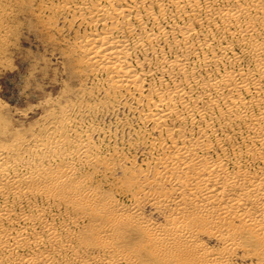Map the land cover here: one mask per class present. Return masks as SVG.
Listing matches in <instances>:
<instances>
[{
    "label": "bare ground",
    "instance_id": "6f19581e",
    "mask_svg": "<svg viewBox=\"0 0 264 264\" xmlns=\"http://www.w3.org/2000/svg\"><path fill=\"white\" fill-rule=\"evenodd\" d=\"M146 1L77 0L76 9L82 15L91 14V22L100 23L104 29L101 33L80 39L76 48L86 57L85 62L91 71L107 74L106 92L109 94L123 88L126 92L132 89L143 91L145 72L133 63L132 51L137 47L149 49L150 46L160 66L171 78L182 76L180 82L174 81L177 84L173 90L162 85L158 94L162 107L152 115L161 129L167 121L173 124L200 119L206 123L200 125L202 135L188 140L189 144L184 140L182 143L175 140L168 143L163 138L156 140L163 153L160 158L162 181L178 182L179 196L176 200L180 203L167 216L165 224L152 222L136 207L121 205L114 196L94 187V177L88 173L79 174L72 162L54 157L44 160L47 151L57 148L62 140L76 142L78 135L70 138L54 126L44 127L41 132L30 136L16 131L13 136L3 137L0 141V264H55L64 250L49 245L37 231L38 226L64 249L73 247L74 243L79 247H101L108 260H115L116 264L139 259L142 254L162 257L167 260L164 261L166 264H236L233 256L238 252H242L243 258H256L257 264L264 263V170L255 171L242 161L243 153L250 152L253 161L264 163V114L257 116L239 111L253 103L245 100L242 92H250L253 88L258 90L264 81V64L260 60L263 45L253 36L264 16V7L261 3L249 6L240 0H224L223 5L216 9L210 0H169L176 10L170 19L163 3L151 0V5L159 6V12H156L153 6H146ZM253 9L259 14L253 13ZM202 13L211 25L217 18L222 21L220 29L216 28L221 33L220 37L225 38L229 31L252 47L249 56L256 60L258 77L253 75V70H239L237 74L227 70L217 82L203 80L204 72L220 69L232 44L220 46L219 54L212 38H195L198 32L192 21H201L199 16ZM177 19L184 20L178 28L169 31L162 27L164 21L175 25ZM148 20L152 27L147 25ZM232 27H235L234 31ZM138 28L144 36L137 33ZM164 41L169 49L159 50L158 43ZM174 52L175 56L171 54ZM195 57L197 61L192 62ZM230 59L236 63L238 55ZM198 68H201L200 73ZM191 83L200 87L212 86L216 93L202 106H198L200 99L197 97L199 100L195 105L185 103L177 109L171 102L173 94L192 93ZM224 89H229V93ZM224 99L229 110L239 113L220 122L222 133L215 139H209L212 122H208V116L212 118L216 114L218 120L224 117L226 108L220 104ZM255 101L262 104L264 100ZM224 123L231 126L242 124L249 131L254 130L263 146L241 150L235 155L227 153L228 146L224 154L210 153L214 145L225 144L223 138L231 141V135L225 133ZM173 129L167 128L169 133H173ZM183 129L178 127L180 136ZM243 138L250 140L251 135L247 133ZM100 161L98 153L86 157V162L92 166ZM230 163H233L234 171L229 169ZM134 184L135 180L130 179L124 191L133 190ZM153 194L147 191L146 197L152 196L160 203L169 202L172 195L170 191ZM38 196L57 206L51 218L46 208L38 207L35 212L24 208L18 210L20 200L26 198L28 204H33V199ZM189 201L192 209L183 205ZM59 214H69V223H57L55 216ZM82 224L84 228L81 230L72 229V226ZM128 232L129 236H137L133 242L137 247L120 246L124 240L129 241V236L126 238ZM205 237L215 238L222 245L209 246Z\"/></svg>",
    "mask_w": 264,
    "mask_h": 264
},
{
    "label": "rangeland",
    "instance_id": "374dc122",
    "mask_svg": "<svg viewBox=\"0 0 264 264\" xmlns=\"http://www.w3.org/2000/svg\"><path fill=\"white\" fill-rule=\"evenodd\" d=\"M202 1L206 2V0ZM210 1L216 9L224 3V0ZM240 1L249 6L261 3L264 7V0ZM76 2L77 0H0V141L3 137L13 136L12 134L16 131L30 136L41 132L44 127L53 126L63 134L66 132L70 138L78 135L76 142L62 140L57 148L47 151L44 160L54 157L72 162L79 174L88 173L94 177V187L102 188L106 195L114 196L121 205L136 207L142 216L152 222L165 224L167 216L180 203L176 200L180 185L177 181L168 180L166 183L162 181L163 164L160 158L163 153L156 140L163 138L168 143L172 140L182 143L184 140L189 144L188 140L202 135L200 125L206 123L197 119L193 122L189 120V122L173 124L167 121L163 129L156 125L152 115L162 107V101L158 95L160 88L166 85L168 89L173 90L177 84L174 81L180 82L182 76L171 78L169 73L160 66L159 59H156V54L150 46L149 49L137 47L132 51L134 65L140 66L145 72L143 91L140 93L132 89L126 92V88H123L117 89L116 93H107V74L91 71L85 62L86 57L80 49L76 48L80 39L92 33H101L104 28L100 23L91 22V14L82 15L81 11L76 9ZM159 2L163 3L168 17L173 19L175 7L169 0H159ZM64 5L65 9L62 8ZM148 5L159 12V6L151 5V0L146 1V6ZM256 12L259 14L258 10L253 9V13ZM199 17L201 21H192L198 32L196 39L212 38V44L219 54H221L220 46L232 44V49L228 51L227 58L220 69H213L209 73L204 72L203 80L208 83L217 82L227 70L234 71V74H237L239 70H253V75L258 77L255 71L256 60L249 56L252 47L242 42L241 37H236L229 31L225 38L220 37L221 33L217 29H220L223 23L218 18L211 25L204 13ZM262 17L253 36L263 45L260 60L264 64V16ZM182 22H184L183 19H177L173 25L164 21L162 27L171 31L174 27L178 28L182 25ZM147 25L153 26L150 20ZM209 29L213 31H208ZM234 30L235 27H232V31ZM137 33L144 36L139 28ZM164 47L169 49L165 41L157 45L159 50ZM171 54L176 55L175 52ZM237 55V62L232 63L230 58ZM194 61H197V57L192 59V62ZM198 72H201V68H198ZM191 86L192 93L173 94L171 102L174 107L181 109L185 103L192 106L199 99L198 106H202L216 93L212 86L200 87L193 83ZM228 90L224 89L225 93L228 94ZM167 94L168 92L165 93ZM242 95L245 100L253 101V103L239 111H246L249 115L257 116L264 114V101L262 104H257L255 101L260 98L264 100V81L260 89L243 91ZM220 104L226 108V112L220 120L216 114H213L212 118L211 115L208 116L210 118L208 122H212L209 139L211 137L215 139L222 133L220 122H224L227 118H234L239 113L229 110L225 99ZM50 113H54L55 117L49 115ZM4 127L8 130L7 132ZM169 127H174L173 133L168 132ZM178 127H184L181 136L177 132ZM224 128L225 133L231 135V141L225 137L223 139L226 140V145L224 143L222 146L214 145L210 151L214 155L224 154L227 146V153L232 155L239 154L241 150H255L263 146L256 132L252 129L250 132L242 124L231 126L224 123ZM3 129H5L4 133H2ZM247 133L251 135L250 140L243 138ZM94 153H98L102 161L92 166L86 162V157ZM249 153H243L242 161L249 164L255 171L264 170V163L253 161ZM229 169L235 170L233 163H230ZM181 175L178 174V176ZM130 179L135 180L133 190L124 191ZM147 191L153 192V196L155 193L158 195L167 191H170L172 195L169 202L160 203L157 199L153 200L152 196L146 197ZM33 201L35 203L28 204L26 198H23L17 203L18 210L24 208L29 212H35L38 207L46 208L51 218L52 212L57 209L56 205L49 203L41 196ZM183 205L186 209L193 207L191 201ZM55 217L57 223L67 224L70 221L69 214H59ZM83 226V224L72 226V229L81 230ZM37 231L47 239L49 245L64 250L55 264L56 262L60 264L117 263L115 260H108L101 247L91 245L79 247L74 243L73 247L68 246L64 249L40 226ZM129 234L130 232L127 233L126 238ZM204 239L214 248L222 245L215 238L205 237ZM136 240L137 236L131 235L129 241L124 240L120 246L135 248L137 245L133 242ZM241 255L242 252H238L233 256L236 264H257L258 262L256 258H243ZM164 261L167 260L162 257L152 258L148 254H142L139 259L132 258L131 262L127 261L125 264H166Z\"/></svg>",
    "mask_w": 264,
    "mask_h": 264
}]
</instances>
